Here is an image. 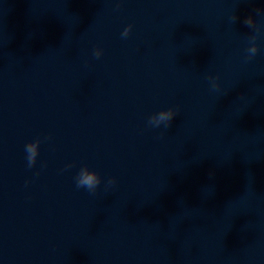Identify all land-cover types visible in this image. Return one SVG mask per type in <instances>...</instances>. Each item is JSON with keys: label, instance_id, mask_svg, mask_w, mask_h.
<instances>
[{"label": "water", "instance_id": "obj_1", "mask_svg": "<svg viewBox=\"0 0 264 264\" xmlns=\"http://www.w3.org/2000/svg\"><path fill=\"white\" fill-rule=\"evenodd\" d=\"M0 264H264V0H0Z\"/></svg>", "mask_w": 264, "mask_h": 264}, {"label": "clouds", "instance_id": "obj_2", "mask_svg": "<svg viewBox=\"0 0 264 264\" xmlns=\"http://www.w3.org/2000/svg\"><path fill=\"white\" fill-rule=\"evenodd\" d=\"M244 24L247 27L254 28L255 31L250 37V43L247 48V58L251 59L254 57L258 50L259 45L256 43L258 37L261 35V26L257 24L255 18L253 15H249L245 18ZM132 25L129 24L127 27L124 28L123 32L121 33L122 38H126L130 31H131ZM102 49L97 47L95 49L94 55L98 58L102 54ZM209 79L211 80V86L213 89L219 88V82L217 77L210 76ZM179 109L177 107H169L165 109H161L159 112L153 113L148 118V125L151 127H159L161 124H164L165 128H168L173 118L176 116ZM41 140L40 138H36L35 140H30L25 145V152H26V159H27V166L29 168L33 167L36 163L37 156L39 153V146H40ZM66 167H71V165H67ZM101 175L99 172L95 169L90 168L87 164H85L83 167L80 168L79 172L76 176V187L77 188H86L90 192H94L97 187L101 183ZM116 182L115 177H110L108 180V184H114Z\"/></svg>", "mask_w": 264, "mask_h": 264}]
</instances>
